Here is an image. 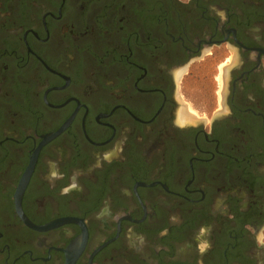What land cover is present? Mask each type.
<instances>
[{"label": "flooded vegetation", "instance_id": "af4514ba", "mask_svg": "<svg viewBox=\"0 0 264 264\" xmlns=\"http://www.w3.org/2000/svg\"><path fill=\"white\" fill-rule=\"evenodd\" d=\"M0 264H264V0H0Z\"/></svg>", "mask_w": 264, "mask_h": 264}, {"label": "rangeland", "instance_id": "374dc122", "mask_svg": "<svg viewBox=\"0 0 264 264\" xmlns=\"http://www.w3.org/2000/svg\"><path fill=\"white\" fill-rule=\"evenodd\" d=\"M186 87H181L180 93L183 99L181 101L184 103V110L190 111L194 115L200 117H206L208 115V105L213 103L212 94H207L204 88L200 87L198 84L194 83L186 84ZM208 98V99H207ZM188 109V110H187Z\"/></svg>", "mask_w": 264, "mask_h": 264}]
</instances>
